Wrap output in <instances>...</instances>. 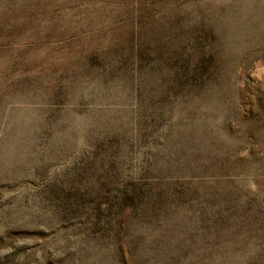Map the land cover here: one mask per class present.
Instances as JSON below:
<instances>
[{
  "label": "rangeland",
  "instance_id": "1",
  "mask_svg": "<svg viewBox=\"0 0 264 264\" xmlns=\"http://www.w3.org/2000/svg\"><path fill=\"white\" fill-rule=\"evenodd\" d=\"M0 264H264V0H0Z\"/></svg>",
  "mask_w": 264,
  "mask_h": 264
}]
</instances>
